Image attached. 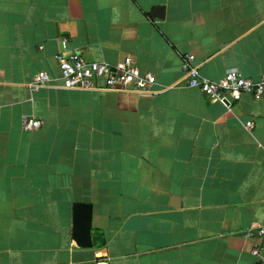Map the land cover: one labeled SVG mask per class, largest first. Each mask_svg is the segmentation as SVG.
I'll list each match as a JSON object with an SVG mask.
<instances>
[{"label": "crops", "instance_id": "0c3cea01", "mask_svg": "<svg viewBox=\"0 0 264 264\" xmlns=\"http://www.w3.org/2000/svg\"><path fill=\"white\" fill-rule=\"evenodd\" d=\"M62 40L87 61L129 56L154 84L64 89ZM186 54L210 81L259 80L264 0H0V264H264V235H244L264 227V93L211 100ZM75 204L91 206L88 248Z\"/></svg>", "mask_w": 264, "mask_h": 264}, {"label": "built area", "instance_id": "2783aa9c", "mask_svg": "<svg viewBox=\"0 0 264 264\" xmlns=\"http://www.w3.org/2000/svg\"><path fill=\"white\" fill-rule=\"evenodd\" d=\"M66 41H61L62 51L55 56L62 87L67 90L110 91V92H146L154 84V77L149 72H141L131 57L125 56L115 64L105 61H87L79 52L65 51ZM194 56L186 54L182 58V70L188 87L198 89L211 100H217L226 107L240 100L243 94H250L254 100H260L264 93V76L254 81L243 77L236 69H229L217 81H210L200 75L193 65ZM48 77L44 72L37 73L28 85L31 91L45 87ZM42 121L32 117L22 119V129L32 131L42 126ZM251 129V121L245 124ZM245 237H261L264 227L249 229ZM252 254L259 256L258 248ZM97 264H107L97 263Z\"/></svg>", "mask_w": 264, "mask_h": 264}, {"label": "water", "instance_id": "95a60500", "mask_svg": "<svg viewBox=\"0 0 264 264\" xmlns=\"http://www.w3.org/2000/svg\"><path fill=\"white\" fill-rule=\"evenodd\" d=\"M150 16L162 18L164 9L162 7L153 8L150 10ZM173 206H178V197H172ZM91 206L88 204H75L73 207V239L75 244L81 248L91 246Z\"/></svg>", "mask_w": 264, "mask_h": 264}]
</instances>
